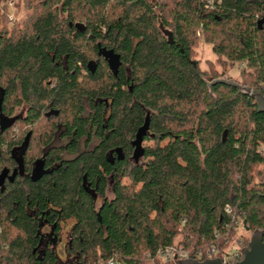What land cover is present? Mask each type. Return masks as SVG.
<instances>
[{
  "label": "trees",
  "instance_id": "trees-1",
  "mask_svg": "<svg viewBox=\"0 0 264 264\" xmlns=\"http://www.w3.org/2000/svg\"><path fill=\"white\" fill-rule=\"evenodd\" d=\"M200 41L264 95V0H0V264H162L264 233V112L206 77Z\"/></svg>",
  "mask_w": 264,
  "mask_h": 264
},
{
  "label": "rangeland",
  "instance_id": "rangeland-1",
  "mask_svg": "<svg viewBox=\"0 0 264 264\" xmlns=\"http://www.w3.org/2000/svg\"><path fill=\"white\" fill-rule=\"evenodd\" d=\"M10 7L11 8H9L10 12L8 16H9V19H11V21L12 20L21 21L27 13L26 8L24 7H21V8H16L14 6H10ZM194 58L198 59V63L201 69L207 73L206 77H208L209 79H211L213 75H220V77L223 80L236 83L244 87L242 85L243 80L239 73L240 65L239 64L231 65L229 63L223 62L224 60L222 58L221 59L217 58V56L212 51L211 44H208L204 41H200L199 44L195 47ZM0 98H1V93H0ZM11 122H12L11 118H4L1 124L4 126ZM165 143L166 141L163 142V144ZM142 145H152V142L143 141ZM124 182H128V180L124 179ZM109 195L111 196V193ZM74 223L75 221L72 219L62 222L59 239L54 242L52 239H50V241L53 242L52 246L58 252L59 258L61 260H65L66 258V253L63 251V248H64V244H66L69 239L70 231ZM43 233L46 234L45 241H47L48 236H51V228L49 226L47 228H44ZM251 234L252 233L247 232L245 228L241 226L238 229L237 234L233 236V239L228 247V250H231L233 248H238L239 245H238L237 239L239 237L245 235V237H248L250 240ZM114 264H121V263H119L118 261H115Z\"/></svg>",
  "mask_w": 264,
  "mask_h": 264
},
{
  "label": "built area",
  "instance_id": "built-area-1",
  "mask_svg": "<svg viewBox=\"0 0 264 264\" xmlns=\"http://www.w3.org/2000/svg\"><path fill=\"white\" fill-rule=\"evenodd\" d=\"M226 212L232 215L231 224L238 225L241 223L240 218L232 213V209L230 207H226ZM231 224L226 222L225 227H230ZM217 235L218 234H216V236ZM243 248L244 247L238 246V248H233L231 250L225 248L223 251H221L222 249L218 245H213L205 250L192 249L191 251H188L181 245H171L159 249L157 252V257L162 264H180V261L189 258L202 261L203 257H206V259L218 258L222 264H236L244 258L242 251ZM191 253L194 254L195 258L190 257ZM115 261L116 260L112 258L106 264H114ZM100 264L104 263L100 262Z\"/></svg>",
  "mask_w": 264,
  "mask_h": 264
},
{
  "label": "water",
  "instance_id": "water-1",
  "mask_svg": "<svg viewBox=\"0 0 264 264\" xmlns=\"http://www.w3.org/2000/svg\"><path fill=\"white\" fill-rule=\"evenodd\" d=\"M225 81V80H219ZM231 84L237 86L241 90H244L246 93H249L251 97L256 100L258 110L264 112V95L257 91L252 90L248 87H242L236 83ZM147 132V128L144 129L143 133ZM263 231L255 230L252 232L248 245L243 248L244 258L236 264H264V239ZM180 264H222L220 259H206L204 261H199L195 259H185L180 261Z\"/></svg>",
  "mask_w": 264,
  "mask_h": 264
}]
</instances>
